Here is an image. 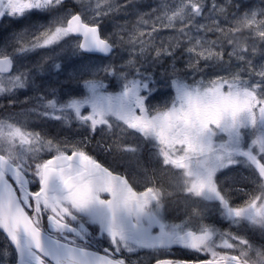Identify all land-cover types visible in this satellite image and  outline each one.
<instances>
[{"label": "snow or ice", "instance_id": "6c2138e0", "mask_svg": "<svg viewBox=\"0 0 264 264\" xmlns=\"http://www.w3.org/2000/svg\"><path fill=\"white\" fill-rule=\"evenodd\" d=\"M141 8L0 0V264H264V0Z\"/></svg>", "mask_w": 264, "mask_h": 264}, {"label": "rangeland", "instance_id": "374dc122", "mask_svg": "<svg viewBox=\"0 0 264 264\" xmlns=\"http://www.w3.org/2000/svg\"><path fill=\"white\" fill-rule=\"evenodd\" d=\"M139 3L142 5L141 10L144 12L149 11V6L150 5H155L157 3V0H139ZM8 27V25H5ZM24 25H14L12 30H17L18 28H22ZM166 34V33H165ZM4 35H8L5 33ZM53 81L56 79V77L52 78ZM60 79L63 81L64 78L60 77ZM76 86L71 83V82H66L63 91L65 94L74 91ZM10 99L14 100L13 103H10ZM24 99H25V93L22 91L21 93L17 94L16 97L14 98H5V97H0V115H3L5 113L9 112H16L19 113L21 110L26 107L24 104ZM179 211L177 207H172L169 209V214L170 215H175L176 212ZM6 240L5 237H3V234L0 233V258L3 257V249L6 245Z\"/></svg>", "mask_w": 264, "mask_h": 264}, {"label": "flooded vegetation", "instance_id": "af4514ba", "mask_svg": "<svg viewBox=\"0 0 264 264\" xmlns=\"http://www.w3.org/2000/svg\"><path fill=\"white\" fill-rule=\"evenodd\" d=\"M6 27V26H5ZM115 167L118 168V170H124V167L126 166L124 162H120L119 165H114ZM4 237V235H3ZM141 255L147 256V253H142ZM175 256L177 258H183V259H195V254L191 253V252H187L184 250H176L175 251ZM152 264H154V262H152Z\"/></svg>", "mask_w": 264, "mask_h": 264}, {"label": "trees", "instance_id": "16d2710c", "mask_svg": "<svg viewBox=\"0 0 264 264\" xmlns=\"http://www.w3.org/2000/svg\"><path fill=\"white\" fill-rule=\"evenodd\" d=\"M13 26H14V25H12V29H13Z\"/></svg>", "mask_w": 264, "mask_h": 264}]
</instances>
